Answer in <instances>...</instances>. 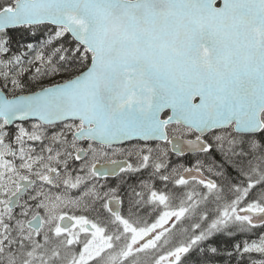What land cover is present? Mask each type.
Returning <instances> with one entry per match:
<instances>
[{
  "label": "snow or ice",
  "instance_id": "6c2138e0",
  "mask_svg": "<svg viewBox=\"0 0 264 264\" xmlns=\"http://www.w3.org/2000/svg\"><path fill=\"white\" fill-rule=\"evenodd\" d=\"M0 264H264V0H0Z\"/></svg>",
  "mask_w": 264,
  "mask_h": 264
},
{
  "label": "flooded vegetation",
  "instance_id": "af4514ba",
  "mask_svg": "<svg viewBox=\"0 0 264 264\" xmlns=\"http://www.w3.org/2000/svg\"><path fill=\"white\" fill-rule=\"evenodd\" d=\"M113 183H115V180L113 178H110Z\"/></svg>",
  "mask_w": 264,
  "mask_h": 264
}]
</instances>
